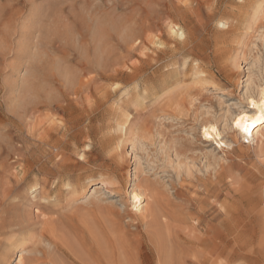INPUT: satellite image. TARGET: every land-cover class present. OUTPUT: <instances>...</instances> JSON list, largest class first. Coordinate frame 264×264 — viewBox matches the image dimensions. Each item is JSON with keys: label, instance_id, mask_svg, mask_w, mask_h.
<instances>
[{"label": "rangeland", "instance_id": "obj_1", "mask_svg": "<svg viewBox=\"0 0 264 264\" xmlns=\"http://www.w3.org/2000/svg\"><path fill=\"white\" fill-rule=\"evenodd\" d=\"M263 76L264 0H0V264H264Z\"/></svg>", "mask_w": 264, "mask_h": 264}, {"label": "bare ground", "instance_id": "obj_2", "mask_svg": "<svg viewBox=\"0 0 264 264\" xmlns=\"http://www.w3.org/2000/svg\"><path fill=\"white\" fill-rule=\"evenodd\" d=\"M172 28V27H171ZM179 30V29H178ZM177 29H172L171 30V35L178 36V38L181 37V32H179ZM264 77V76H263ZM250 79V77L248 76ZM252 81V80H251ZM252 86L254 82H251ZM248 82V81H247ZM257 83V82H255ZM254 83V84H255ZM261 83V81H260ZM248 84V83H247ZM259 84V83H258ZM248 86V85H246ZM249 87V86H248ZM257 89H254L256 91L255 94L253 92L245 98L247 101V108L245 109H240L236 114L230 117V126L229 129L233 130L235 133V136L238 138H242L244 142H251L252 145H254V149L256 150V154H262L264 151V133L262 129L264 128V82L261 86L257 87ZM248 92H250L248 90ZM30 94V93H29ZM22 100V99H21ZM25 100V99H24ZM29 99V101L35 105V101ZM27 101V100H26ZM245 101V103H246ZM29 102V103H30ZM15 103V102H14ZM26 102L19 101V103L16 105L17 108L20 110H24L26 107ZM120 111L121 113H123ZM122 116V114H121ZM128 120V119H127ZM209 120V119H208ZM204 121V120H203ZM125 123V122H124ZM210 123V122H208ZM215 123L212 124H202L201 127L199 128L201 135L203 138L210 137L214 141H216L218 147H229L230 144L227 143V141L222 140L220 137V131L217 128V126L214 125ZM121 126V125H120ZM122 129V128H121ZM126 130V129H125ZM208 139V138H207ZM208 141V140H207ZM136 169L134 170V177L135 180L137 179V173ZM140 188L134 183L132 186V189L129 192L130 200L132 203V206L135 208V210L141 212L143 210V206L145 204L147 196L144 194V192L139 190ZM20 208V207H19ZM17 210V209H16ZM25 210V209H24ZM23 208L19 209L17 211V214L15 215L14 219L10 222V227H17V228H30L31 226H34L36 224L35 219L37 215L35 216L32 211L31 213H25L28 210L24 211ZM36 211V210H35ZM38 212V211H37ZM37 221V220H36ZM35 222V223H34ZM32 224V225H31ZM28 230V229H27ZM17 261L16 264H22L23 263V257L21 254L17 255ZM216 264H219V262H215Z\"/></svg>", "mask_w": 264, "mask_h": 264}]
</instances>
